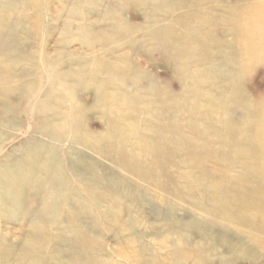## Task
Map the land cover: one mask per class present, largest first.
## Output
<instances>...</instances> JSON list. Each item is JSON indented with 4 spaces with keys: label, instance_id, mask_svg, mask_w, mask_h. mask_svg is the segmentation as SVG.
Wrapping results in <instances>:
<instances>
[{
    "label": "rangeland",
    "instance_id": "374dc122",
    "mask_svg": "<svg viewBox=\"0 0 264 264\" xmlns=\"http://www.w3.org/2000/svg\"><path fill=\"white\" fill-rule=\"evenodd\" d=\"M0 4V183H9L7 173L51 175L41 185L23 181L4 196L15 201L0 208V264H264V223L249 222L241 210L233 217L206 213L168 185L137 175L143 159L128 164L132 144L109 127L124 118L133 124L137 115H126L115 96H132L129 102L138 96L142 110H153L136 120L139 134L128 138L156 134L167 151L178 135L190 136L189 118L207 138L230 121L242 136L231 147L233 166L224 163L226 147L213 143V151L200 153V189L220 172L233 178L252 171L244 163L264 140V110L257 109L264 103V0ZM253 16L258 32L245 23ZM158 29L177 44L196 41L200 50L191 56L157 37ZM176 57H185L186 66ZM222 93L229 99L218 98ZM217 99L229 110L222 118L192 113L199 100L203 113L218 111ZM161 127H169L163 136ZM263 174L264 167L253 175L257 186H264ZM231 188L238 190L236 183Z\"/></svg>",
    "mask_w": 264,
    "mask_h": 264
},
{
    "label": "bare ground",
    "instance_id": "6f19581e",
    "mask_svg": "<svg viewBox=\"0 0 264 264\" xmlns=\"http://www.w3.org/2000/svg\"><path fill=\"white\" fill-rule=\"evenodd\" d=\"M244 19L246 21L245 22L246 25L252 24L253 27H255L254 31L258 32L259 29V25H258L259 22L257 21L258 19L254 18V16L244 17ZM164 32L165 34L162 33V30L158 29L155 31V34L159 38L160 36L163 37V35H165L166 37L167 31ZM241 33L243 35L245 34L248 35L250 32L248 31V29H245ZM259 37L262 36L259 35ZM167 39L171 40L170 38ZM167 39H165L163 42L168 46H171V42L169 43ZM171 41L173 42L172 45L174 46L182 45L183 49L186 52L189 51L191 53V56L193 54L196 55V53H198V50H200L199 43L196 41H191V42L184 41L181 42L180 44H177L176 41L173 40ZM260 44H261L260 41L257 40V41H253L252 46L246 45V47L247 49H251ZM176 60L181 61L186 66L187 59H185V57L183 58L176 57L175 61ZM199 62L200 63L202 62L204 64L205 60L201 59L200 56ZM21 71H23L24 73L23 75L27 74L26 72L27 69L24 68ZM20 74L22 75L21 72ZM113 78L114 76L110 75L109 83H114ZM215 95L217 96V94ZM218 98L227 100L229 99V96L227 94L222 93ZM131 99L132 96L130 98L129 96H115L113 98V102L117 103V105L119 106V108H121L123 112L130 113L126 115L130 116L133 113L137 114L136 119L134 118L135 122L132 124L131 122L128 121L129 118L127 120H125L124 118V120L121 123L112 121L109 127L111 129V132L118 133L121 130L124 131V134L126 135L125 137L127 139L123 141L127 142L128 140L129 143L133 145V146L131 145L132 148L128 147V149H126V152L128 153V156H126V160L128 164L132 163L133 165L135 164V161H141L143 159V166L141 170H134V172L137 175L144 174L148 181H155L154 182L155 184L160 185L163 188H165L168 185L170 187L169 190H173L172 191L173 196L175 192L178 197L184 200H188L193 206L202 209L206 213H209L214 210L218 212V215L223 214L225 217H233L239 210H241L249 222L252 221L253 223H256L259 226L264 223V186L263 185H262L263 187L257 186L255 184L256 178H254L253 176L255 174H258L262 169V167H264V143H263L264 140L262 141V144L257 145V148L253 149L251 159L246 160L244 163L254 166V169L252 171L249 172L245 168L241 170V172H239L237 176H233V178H229L226 176L227 174L226 171L229 172L230 169L229 170L227 169L225 170L226 174L224 173V171L220 172L221 173L219 175L220 177L216 178L217 180H212V182L208 181L209 182L208 184L210 185L209 189L206 188L200 189L201 180L195 177L197 176L198 173L197 169L199 166L200 153L203 150L213 151L214 149L213 143L223 148L226 147L229 153L225 154L224 163L227 164L229 167L233 166V162H234L233 154H235L236 151H233L231 147L235 141H238L242 137L240 132L237 130V126H235V124L231 125L230 121H226L225 128L222 129L225 130V132L221 131V128L218 127L217 131L215 132V135L212 138L209 137L207 138L202 135V132L204 131V126L203 125L201 126L200 122H198L195 118L192 119L189 118L188 120L189 125L191 126L193 125L192 126L193 128L192 129L190 128L189 130V132L191 133V134L189 133L190 136L188 135L186 137V136L178 135L177 146L170 148L167 151L163 147V141L162 142L159 141L157 139L156 134L150 136L145 141H140V139L128 138L134 133L139 134L137 133V131L140 130V126H141L139 122L143 120L142 118L147 116L149 113L153 112L152 109L142 110L138 106L140 104L138 96H134L133 97L134 100L132 102H129V100ZM215 100L213 101L218 106L219 108L218 111L216 112L204 111L203 113V110L201 108L206 106V103H204L203 100H199L198 103L192 104V110H191L193 111L192 113L194 112H195L194 114L197 113L196 114L197 116H199L198 114L202 113L203 116H205L207 119L211 120L212 122L218 120L219 118H222L221 113L223 112L227 114L229 110L223 103L221 104V102L218 99H217L218 101ZM213 101L210 102L212 103ZM257 109L258 112L264 110V103H259ZM257 117L258 114L256 112V114H254L251 118L254 121H256ZM136 120L139 121L138 124ZM175 120L178 121L179 118L177 117V119ZM175 127L177 129L178 125L175 124ZM168 130L169 127H161V129L157 134L163 136ZM184 138H186V140H184ZM245 144L247 145V149L252 148L251 146L252 142H250V140L245 142ZM199 146H200V150L198 149ZM120 147L121 146H118L117 148ZM155 151H159V153H161L160 157H156L155 155H153ZM246 153H248V151H246ZM36 164L37 162L34 163L33 165ZM179 167H184V169L186 170L184 174L181 175L175 173V169ZM145 169L148 170L152 169L153 174L149 175L148 173L147 174L144 173L143 171ZM34 170H35L34 166L29 167L30 173H32ZM207 173H208L207 176H209V172ZM5 176L9 180V183L6 184L5 186H9V187L5 189L3 188L5 183H0L1 209H7L9 206L14 204L15 198L12 196V194L10 195L11 198L6 199L4 196L10 192L11 188L17 187L19 183L30 180L31 182L33 181L34 184L39 183V185H41L42 181H49L51 179V175L49 174H44L38 177L35 176L34 174L27 175L25 173H20V172H18L17 174L15 173L14 177L9 175V173L5 174L4 177ZM206 178L208 180L210 179L208 177ZM262 182L263 180H261V184ZM231 183H236L238 190L236 189L234 190L232 188L230 190L229 184ZM36 191L38 192V189H34V192ZM256 219L257 222H255ZM24 257H26V255L25 256L23 255L21 257V260H24Z\"/></svg>",
    "mask_w": 264,
    "mask_h": 264
}]
</instances>
